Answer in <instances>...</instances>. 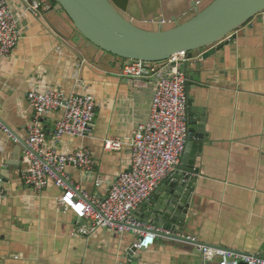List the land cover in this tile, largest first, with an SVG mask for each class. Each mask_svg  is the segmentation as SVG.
Masks as SVG:
<instances>
[{"label":"crops","instance_id":"1","mask_svg":"<svg viewBox=\"0 0 264 264\" xmlns=\"http://www.w3.org/2000/svg\"><path fill=\"white\" fill-rule=\"evenodd\" d=\"M7 1L20 17L21 40L10 58L0 60V121L8 130L0 131V187L6 193L0 203V264H218V258L205 261L199 247L157 239L130 259L127 251L137 242L134 233L93 229L59 205L62 191L54 184L40 193L25 185L23 151L35 119L27 101L30 91L53 90L95 100L96 118L89 135L65 136L57 148L62 154L88 148L96 162L93 174L73 166L66 173L74 188L104 199L117 177L131 167L128 145L120 152H107L104 141L129 140L148 122L157 81L168 69L158 63L157 74L146 75L143 85H136L121 76L117 59L87 46L55 0ZM32 1L48 9L35 17L25 10ZM112 1L132 19L163 18L165 26H171L169 22L191 15L192 5L198 7L205 0ZM196 65H201L199 71ZM190 68L200 73L191 95L205 137L197 153L199 174L185 237L210 248L262 257L264 15L240 29L219 51L205 59L197 57ZM62 112L43 116L47 147L54 146L53 128Z\"/></svg>","mask_w":264,"mask_h":264},{"label":"built area","instance_id":"2","mask_svg":"<svg viewBox=\"0 0 264 264\" xmlns=\"http://www.w3.org/2000/svg\"><path fill=\"white\" fill-rule=\"evenodd\" d=\"M47 9L37 1L25 5V10L35 17ZM20 40V17L7 0H0V60L10 58ZM186 61L187 53L180 52L162 62L168 74L157 81L148 122L140 126L131 139L111 138L104 141L107 152H120L125 145L131 151L130 171L117 177L104 199L90 197L79 187L74 188L66 173V168L73 166L86 175L93 174L96 162L88 148L82 147L72 154H62L57 148L65 136L85 138L89 135L96 118L95 100L90 96H67L53 90L30 91L27 101L35 113V119L28 127L29 137L23 151L27 164L22 172L25 185L40 193L54 184L62 191L59 205L73 212L78 220L91 223L93 229H109L119 234L134 233L138 251L153 246L156 235L152 231H156L155 228L147 227L134 214L176 171L185 153L189 124L187 78L182 66ZM157 65L126 60L122 63L121 76L136 85H143L146 75L157 74ZM59 110L63 112L53 128L54 146L47 147L48 131L42 119L45 114ZM0 131L8 132L1 121ZM5 199V190L0 187V203ZM80 229V233L86 234ZM199 250L207 262L218 258L219 264H264L260 256L240 255L207 246Z\"/></svg>","mask_w":264,"mask_h":264},{"label":"water","instance_id":"3","mask_svg":"<svg viewBox=\"0 0 264 264\" xmlns=\"http://www.w3.org/2000/svg\"><path fill=\"white\" fill-rule=\"evenodd\" d=\"M55 1L88 47L97 50V53L108 54L120 63L126 60L162 63L174 54L187 53L188 61L183 63L187 78L185 86L189 124L186 150L176 171L134 216L144 225L155 228L156 231L152 232L157 241L211 247L185 237L191 222L189 213L194 206L193 193L199 174L196 168L197 153H201L200 140L205 137L202 133L203 121L198 116L199 109L194 106L191 95L196 85L194 79L200 77L198 71L201 65H196L198 73L190 65L197 57L205 59L233 42L240 29L254 18L264 15V0H205L198 7L192 5L191 15L169 22L171 26H165L167 22L163 23V18L146 22L132 19L112 0ZM149 23L157 27H147L145 24ZM137 253L138 250L132 247L127 251V256L135 260ZM261 258L264 260V255ZM219 260L215 261L218 263ZM128 264H133V261Z\"/></svg>","mask_w":264,"mask_h":264}]
</instances>
